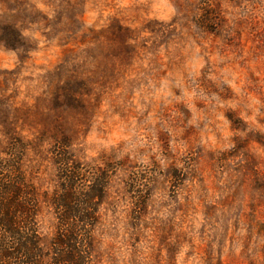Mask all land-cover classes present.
I'll return each mask as SVG.
<instances>
[{
    "label": "rangeland",
    "instance_id": "1",
    "mask_svg": "<svg viewBox=\"0 0 264 264\" xmlns=\"http://www.w3.org/2000/svg\"><path fill=\"white\" fill-rule=\"evenodd\" d=\"M61 138L106 176L94 264H264L262 0H0V157L44 239Z\"/></svg>",
    "mask_w": 264,
    "mask_h": 264
},
{
    "label": "trees",
    "instance_id": "2",
    "mask_svg": "<svg viewBox=\"0 0 264 264\" xmlns=\"http://www.w3.org/2000/svg\"><path fill=\"white\" fill-rule=\"evenodd\" d=\"M52 152L61 183L48 199L57 217L56 231L49 239L39 234L33 194L26 191L19 176L10 178L8 162L14 159L0 157V264H94L95 242L89 229L97 221L91 212L105 193L106 176L96 178L84 190L79 181L83 169L68 139L55 141Z\"/></svg>",
    "mask_w": 264,
    "mask_h": 264
},
{
    "label": "clouds",
    "instance_id": "3",
    "mask_svg": "<svg viewBox=\"0 0 264 264\" xmlns=\"http://www.w3.org/2000/svg\"><path fill=\"white\" fill-rule=\"evenodd\" d=\"M262 4H264V0H262Z\"/></svg>",
    "mask_w": 264,
    "mask_h": 264
}]
</instances>
